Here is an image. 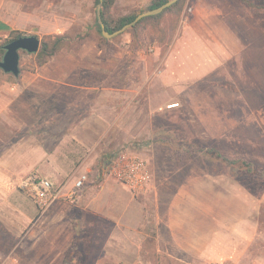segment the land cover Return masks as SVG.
<instances>
[{"label":"crops","instance_id":"0c3cea01","mask_svg":"<svg viewBox=\"0 0 264 264\" xmlns=\"http://www.w3.org/2000/svg\"><path fill=\"white\" fill-rule=\"evenodd\" d=\"M115 1L118 6L133 5L144 10L153 2ZM213 9L209 12H221ZM197 13L201 15L202 9ZM97 18L95 0H0V44L16 31L36 35L40 40L48 36L68 39V44L45 65L36 64V72L21 78V74L19 78L13 76L21 81L13 84L6 98L8 106L27 94L35 99L32 114L28 115L32 117V142L19 143L8 151L11 164L16 163V156L33 154L36 160L28 162L27 171L37 170L47 175L50 179H46L61 193L59 200L47 210L43 221H47L48 229L40 230L38 246L43 247V235L47 233L49 246L56 253L69 252L80 244L79 239L85 234L91 253L97 256L96 264L104 259L122 262L131 260L132 254L140 257L143 243L151 241V233L159 243L163 227L164 255L170 259L187 258L188 262L206 264L255 262L246 257L256 252L252 247L260 237L264 243V233L255 223H250L256 213L250 205L241 202L236 213L230 212V216L234 213L231 217L236 222L218 229L216 193L199 188L179 189L164 201L163 218L158 211L154 225H149L145 224L149 213L141 199L144 194L136 196L123 184L128 191L125 193L116 190L114 183L110 184L111 179L119 181L107 174L110 163L103 167L105 157L112 158L109 152L122 143H130L128 147L135 150L142 146L140 137L147 134L154 139L156 134L164 132L163 128H154V96L145 87L148 79L137 76L138 65L147 71L153 68L159 48L156 47L154 54L135 51L131 45L124 48L116 43V36L106 38L111 44L100 45L96 37ZM80 35H87L86 40L73 49L69 44ZM210 38L209 68L220 60L217 55L222 46L217 35L213 38L211 34ZM182 41L178 40L161 63L158 79L163 90L164 76L171 77L169 84L181 83L178 77H173L176 69L172 64L180 62L178 46ZM200 44L206 51L205 42ZM109 64H113V70ZM90 71L97 77H89ZM198 74L201 75L200 71ZM162 111L164 114V106ZM1 117L4 124L22 126L20 131H26L29 125L12 121L5 109ZM98 159L102 160L101 181L94 185L96 174L92 172ZM77 174H87L88 181L72 198L76 180L73 178ZM261 245L264 252V244ZM39 257L43 259L42 254ZM255 260V264H264L260 256Z\"/></svg>","mask_w":264,"mask_h":264},{"label":"rangeland","instance_id":"374dc122","mask_svg":"<svg viewBox=\"0 0 264 264\" xmlns=\"http://www.w3.org/2000/svg\"><path fill=\"white\" fill-rule=\"evenodd\" d=\"M199 8L201 15L197 13ZM211 8L221 12H209ZM96 10H101V6L96 5ZM144 11L147 10L133 5L115 4L112 14L117 18ZM129 30L116 36L118 45L124 48L131 45L135 51L144 50L146 54H154L156 47L159 48L151 70L137 67V76L148 79L145 87L151 89L154 96V128L164 129L154 139L148 138L147 134L140 137L143 138L142 146L135 149L148 161L151 173V188L141 196L149 213L145 224L154 225L158 211L163 218L164 201L175 191L199 188L216 193L218 229L236 222L231 217L234 213L230 216V212L236 213L237 206L244 202L256 212L250 223H255L264 233V180L246 178L239 181L233 176L231 167L209 153L211 149H218L227 157L245 158L264 169V0H185L180 12L169 11L158 23H144L137 35ZM211 34L213 38L217 35L222 46L218 47L220 60L213 63L215 67L209 68L207 48ZM78 37L69 44L73 49L81 46L87 35ZM96 37L100 45L111 44L108 40L100 41L98 32ZM178 40H183L178 46L180 62L172 66L176 69L173 77H178L181 83L169 84L167 81L170 82L171 77L164 76L163 90L158 79L161 63ZM202 41L206 51L200 44ZM112 66L109 64L111 70ZM20 68V78L36 72L35 55L21 53ZM199 71L200 76L197 75ZM88 76L97 77L93 71ZM20 81L0 70V264H96L97 256L91 253L85 234L79 239L80 244L69 252L56 253L49 246L47 233L42 234L43 247L38 246L40 230L48 229L47 221H43L47 211H40L33 202L31 178H50L37 170L27 171L30 168L28 162L36 160L33 154L16 156L15 164H11V154H8L19 143L31 144L34 136L32 117L28 115L32 114L35 99L27 94L28 97L22 96L10 106L6 101L13 84ZM169 104L175 105L174 108L170 109ZM3 109L8 111L12 121L21 125L27 122L29 125L25 128L28 131H20L22 126L17 128L2 123ZM129 144L122 143L109 152L112 153L109 157ZM101 167L102 160L98 159L92 172L94 176L96 174L94 185L101 181ZM111 183L116 185V190L128 192L123 183L113 179ZM160 230L161 241H155L154 233H151V241L143 243L140 257L132 254L131 260L104 259L99 264H206L165 256L164 228ZM261 244H264L262 237L252 247L258 253L246 258H253L255 262L256 257L264 259ZM39 254H42V260Z\"/></svg>","mask_w":264,"mask_h":264},{"label":"trees","instance_id":"16d2710c","mask_svg":"<svg viewBox=\"0 0 264 264\" xmlns=\"http://www.w3.org/2000/svg\"><path fill=\"white\" fill-rule=\"evenodd\" d=\"M168 1L169 0H153L148 10L158 8ZM241 1L247 2V0H241ZM184 2L185 0H179L176 4L165 10L163 13L142 19L135 26L130 28L129 31L133 35H137L139 29L142 27L144 23L147 22L158 23V21L163 17V15L169 11L178 10L180 12L183 8ZM95 3L96 5H101V21L104 24L106 31L109 33H114L118 30H121L124 26L131 23L137 16L136 14H130L123 16L121 15L115 18L112 14L114 5L116 4L115 0H95ZM97 32L100 35V41H107V39L102 35V26L98 18H97ZM23 35H25V33L19 31L12 32L10 36L6 38L2 44H0V58L4 53L2 49L3 45ZM66 44H68V39L66 36H48L45 39H42L40 49L38 53L35 55L36 64L40 67L45 65ZM209 153L213 154L214 157L220 160L221 162H223L224 165L231 167L232 173L234 172L233 176H235V178L238 179L239 181H241V179L246 180V178L247 179L251 178L255 180H264V169L258 167L255 163L250 162L245 158H241V157L230 158L224 155L218 149H211L209 150Z\"/></svg>","mask_w":264,"mask_h":264},{"label":"built area","instance_id":"2783aa9c","mask_svg":"<svg viewBox=\"0 0 264 264\" xmlns=\"http://www.w3.org/2000/svg\"><path fill=\"white\" fill-rule=\"evenodd\" d=\"M110 161L107 174L123 183L131 193L138 196L150 190L152 181L149 163L141 153L126 147L112 156ZM87 181V174L78 176L70 196L73 198L81 192ZM31 182L32 199L40 211H47L59 200L60 190H55L50 180L32 177Z\"/></svg>","mask_w":264,"mask_h":264},{"label":"water","instance_id":"95a60500","mask_svg":"<svg viewBox=\"0 0 264 264\" xmlns=\"http://www.w3.org/2000/svg\"><path fill=\"white\" fill-rule=\"evenodd\" d=\"M179 0H169L162 6L144 11L136 16V18L121 30H118L114 33H109L106 31L104 24L101 21V10L98 11V18L102 26V34L105 38H112L124 32L127 29L132 28L142 19L150 16H156L163 13L165 10L176 4ZM101 6V5H100ZM41 40L38 36L32 34H25L19 38H16L12 41H9L3 45L2 49L4 51L3 55L0 58V70L5 74L12 75L15 78H19L21 74L20 61L21 53H25L28 56L36 55L40 49ZM111 161L108 158H105V163L103 167H107Z\"/></svg>","mask_w":264,"mask_h":264}]
</instances>
